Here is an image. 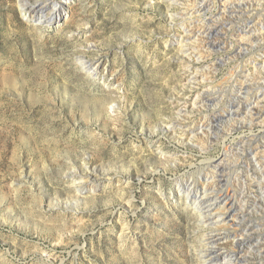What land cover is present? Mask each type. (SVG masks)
Segmentation results:
<instances>
[{"label":"rangeland","instance_id":"374dc122","mask_svg":"<svg viewBox=\"0 0 264 264\" xmlns=\"http://www.w3.org/2000/svg\"><path fill=\"white\" fill-rule=\"evenodd\" d=\"M28 1L0 0V264H264V0Z\"/></svg>","mask_w":264,"mask_h":264},{"label":"bare ground","instance_id":"6f19581e","mask_svg":"<svg viewBox=\"0 0 264 264\" xmlns=\"http://www.w3.org/2000/svg\"><path fill=\"white\" fill-rule=\"evenodd\" d=\"M17 1V3L19 4V6H21L22 8V15L23 16H25V17H27V15H31V8H30V3H29V1L28 0H16ZM69 3V0H65V3L63 4V5H60L63 9H65V6H67V4ZM66 4V5H65ZM62 16L63 17H67V14H66V12L64 13H61L60 15H59V20H61V18H62ZM87 63V60H82L81 61V64L82 65H84L85 66V64ZM87 66V65H86ZM91 66V65H90ZM91 69V68H90ZM93 71H95L94 69H93ZM96 72V71H95ZM91 75H93V74H91ZM95 76H96V73H95ZM105 101V100H104ZM91 188V187H90Z\"/></svg>","mask_w":264,"mask_h":264}]
</instances>
